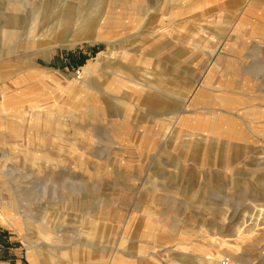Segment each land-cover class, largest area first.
I'll use <instances>...</instances> for the list:
<instances>
[{
    "label": "rangeland",
    "instance_id": "374dc122",
    "mask_svg": "<svg viewBox=\"0 0 264 264\" xmlns=\"http://www.w3.org/2000/svg\"><path fill=\"white\" fill-rule=\"evenodd\" d=\"M0 264H264V0H0Z\"/></svg>",
    "mask_w": 264,
    "mask_h": 264
}]
</instances>
